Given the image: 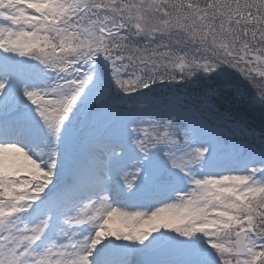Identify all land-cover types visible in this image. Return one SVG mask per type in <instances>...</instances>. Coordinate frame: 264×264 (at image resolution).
Listing matches in <instances>:
<instances>
[{"label": "snow or ice", "instance_id": "1", "mask_svg": "<svg viewBox=\"0 0 264 264\" xmlns=\"http://www.w3.org/2000/svg\"><path fill=\"white\" fill-rule=\"evenodd\" d=\"M186 7L199 26L181 23L169 0H0V110L19 112L0 120V264H141L133 258L156 252L169 258L148 264H264V149L236 174L204 172L215 145L200 118L201 105L218 110L221 99L264 111V92L249 98L227 72L264 82V48L250 47L264 43V0ZM225 24L242 25L244 39L225 42L233 34ZM172 31L199 46L181 53L179 38L170 42L176 49L157 39ZM170 70L217 87L197 105L157 103L153 86L175 79ZM120 93L141 116L125 117L101 145L106 175L117 182L97 177L88 203L59 204L50 196L59 145L85 109L104 119ZM142 114L155 119L129 128L145 123ZM224 118L246 128L227 110ZM149 183L174 202L127 210Z\"/></svg>", "mask_w": 264, "mask_h": 264}, {"label": "rangeland", "instance_id": "2", "mask_svg": "<svg viewBox=\"0 0 264 264\" xmlns=\"http://www.w3.org/2000/svg\"><path fill=\"white\" fill-rule=\"evenodd\" d=\"M211 42V39H210ZM256 48V47H255ZM253 54H256L255 52ZM255 63V62H253ZM264 68V66H261ZM243 82L242 87L244 92L247 93L248 97H252L257 95L258 93L264 92V82L254 80L253 82H249L247 80H241ZM240 82V83H241ZM171 100L173 98H178L180 101H183V95L179 93L172 92L169 95L165 96H156L154 99L157 103L161 100ZM137 99V98H136ZM133 98V100H136ZM111 108L110 111L105 115L104 119L93 121L88 115L87 112L89 109L84 110V114H82L79 120L76 122L75 131L73 137L67 142L59 145V155L58 160L60 161V165L56 171V175L59 173H63L62 178L55 184L59 186L60 183L69 179V175L71 171L75 168L74 163L77 161L85 164L87 160L89 161V169L86 170L87 173L90 172V177L87 179V176H83L82 172L80 175H77L76 178L79 179L82 183L88 184L89 187L95 188L97 184V177H101L107 185H111L117 182L118 177L115 173H113L112 177L109 178L106 175L107 169L104 167L105 157L101 149H97L98 157L94 158V162L91 161V158L88 157L90 152H92V146L95 143H99L100 147L103 142L111 137H116L120 133V124L125 117L131 119L132 117L141 116V110L138 105L126 102L125 100H117L113 99L109 101ZM186 104V103H185ZM188 106H193L189 104ZM202 123L205 126V129L202 130L203 134L207 135L209 139L212 140L215 145V155L213 161L210 165L205 166L204 172H217L223 174H236L243 169V162L252 154H255L253 159L258 160L260 150L264 149V138L256 139L263 140L259 142V145H251L250 140H246V137L243 135H249L246 131L241 128L228 125L226 127H220L218 125L213 126L210 121H207L204 117V113L201 112ZM19 118L18 111H8L5 113L3 110H0V120L7 119L10 122H14ZM142 119L145 121L144 124L137 123L136 125L129 124V128L133 126L145 127L147 125V121L155 119V116L152 114H142ZM248 138V137H247ZM102 139V140H101ZM237 140L238 143H235ZM239 146V147H238ZM243 150H248L245 154H239ZM155 150L150 149L149 154H152ZM239 154V155H237ZM229 156H231L229 158ZM93 160V159H92ZM128 171H131L129 168ZM83 174V175H82ZM200 171H197V175H200ZM54 176V177H55ZM136 183H142L144 181L143 176L139 179L133 177ZM80 182V183H81ZM123 184V180L119 181ZM51 185L52 187L55 186ZM50 187V188H52ZM77 190L74 189V192ZM73 192V191H71ZM54 195H50L53 198L58 197L59 193L55 191L52 192ZM162 199L170 200L171 203L174 202L172 199H169L167 195H165L161 191H157L153 188L151 183H149L145 188H143L140 192L136 194L133 200L129 204V208L132 206L134 202H140L141 204H147L148 202H152V205L158 204ZM85 201V202H84ZM83 203H88L87 199H83ZM76 203V202H75ZM151 205V206H152ZM71 206V205H70ZM129 208L127 210H129ZM151 207H147L145 209L140 208V211L149 212ZM142 247V246H137ZM151 255V254H149ZM148 255L134 257V261H140L141 264H146L145 260ZM163 260V259H162Z\"/></svg>", "mask_w": 264, "mask_h": 264}, {"label": "trees", "instance_id": "3", "mask_svg": "<svg viewBox=\"0 0 264 264\" xmlns=\"http://www.w3.org/2000/svg\"><path fill=\"white\" fill-rule=\"evenodd\" d=\"M169 2L173 5L172 9H168V11H178L181 14V23L186 24H196L199 26L200 22L195 20V13L191 10L187 9L186 3L192 2L194 5L199 4L201 7H204L207 3V0H169ZM214 3L223 5V4H233L235 5L238 0H213ZM245 3L248 2V0H244ZM176 5H180L179 9H176ZM187 13L189 16L188 20L183 19V14ZM209 17H212L214 14L209 10L208 13ZM159 19H174L175 16L170 17H158ZM205 23H213L217 28L221 26L222 21L219 18L216 19H209L206 20ZM226 27H232L233 28V34L232 36L228 37V39L225 41L229 44L232 42V37L236 36L237 34L240 35V41L244 39L242 35L243 27L242 25H235V24H225ZM249 30L251 31V27L249 26ZM179 38L181 40V45L179 46V50L181 53L183 51L187 50L189 52H194L195 49L199 46V41L196 42V44L191 43V39L187 37L183 32H179V35H177L176 31H172L170 35L168 36H158L157 39H164L165 41L171 42L172 39ZM185 39L189 40V43L187 45L183 44V41ZM217 42L221 39V37L215 38ZM144 38H140L138 43L140 45L144 44ZM207 43H211L210 39ZM239 46V42L237 43V47ZM170 47L173 49H176L178 46L175 44L170 43ZM250 47L253 49L256 48H264V43H261L260 41H257L255 44H252L250 41ZM254 53V52H253ZM228 73H231V79L234 81L235 84L239 85L241 89L243 90L241 80H244L242 76L239 75V73L234 72L232 69H227ZM169 75H174L175 79H168L166 78L162 83H158L153 86L154 91L156 93V96H165L169 95L172 92L179 93L183 95V101L187 105H197L200 98L204 95L205 92L210 90H215L217 87L216 81L214 80H207L203 79L199 74H194L192 78H186L185 76L181 75L178 71H169ZM241 82V83H240ZM244 91V90H243ZM136 99V96H133L131 99ZM250 98V97H249ZM117 99V100H125L126 102H129L127 98L123 96L122 93L114 95L110 100ZM201 112L204 113V117L207 121H210L213 126H220V127H226L228 125H232L235 127H238L234 123H231L228 119H225V110L228 112H231L233 116L237 118H242L246 122V128H241L242 130L249 133L250 136L243 135L246 137V140H250L251 145H259V142H262L263 140H256V139H263L264 138V111H261L259 108L250 109L248 105L240 104V103H228L223 101L222 99L219 101V107L218 110H209L205 106H200ZM248 137V138H247ZM235 143H238L237 140H235ZM239 147V146H238ZM248 150H243L239 154H245ZM237 154V155H239ZM231 156H229L230 158Z\"/></svg>", "mask_w": 264, "mask_h": 264}, {"label": "bare ground", "instance_id": "4", "mask_svg": "<svg viewBox=\"0 0 264 264\" xmlns=\"http://www.w3.org/2000/svg\"><path fill=\"white\" fill-rule=\"evenodd\" d=\"M102 140V139H101ZM97 149H101L99 143H95L92 146V152H90V154L88 155V157L91 158V161L94 162V158L98 157L99 154H97ZM93 159V160H92ZM89 161L87 160V162H85V164H82V162L77 161L74 163V169L71 171L70 175H69V179L60 183L59 186H56L55 184L62 178V176L64 175L62 172L57 174V176L53 177V181H54V185L55 186H51L52 187V192L54 191H60L61 193H65L64 195H69L67 194L69 190H77L80 195L86 194L87 196H89L88 193L94 194L95 191H97V189L92 188V187H87V185H85L84 187L82 185H84V183H82L79 179H75L76 178V171H79V173L77 172V175H80L82 172L84 173L83 176H87V179L90 177V172L87 173L86 170L89 169ZM75 176V178H74ZM81 182V183H80ZM54 188V189H53ZM76 196V195H75ZM75 196H71L69 198V200L67 202H64L63 197L59 198L61 199V201H59L58 199H56L57 202H59V204L62 205H66V206H70L71 202L76 201ZM85 202V201H84ZM165 202L171 203L170 200L167 199H162L158 204L156 205H152V202H148L147 204H141V203H136L133 201L132 206L129 208V210H133V211H140L142 209H145L147 207H151V210L154 211L156 207H163ZM68 203V204H65ZM83 203V202H82ZM152 205V206H151Z\"/></svg>", "mask_w": 264, "mask_h": 264}, {"label": "water", "instance_id": "5", "mask_svg": "<svg viewBox=\"0 0 264 264\" xmlns=\"http://www.w3.org/2000/svg\"><path fill=\"white\" fill-rule=\"evenodd\" d=\"M163 258H169L168 256H166L163 253L160 252H156V253H152L151 255L148 256L146 262H150V261H157V260H161Z\"/></svg>", "mask_w": 264, "mask_h": 264}]
</instances>
